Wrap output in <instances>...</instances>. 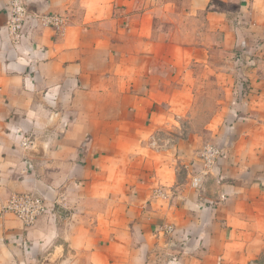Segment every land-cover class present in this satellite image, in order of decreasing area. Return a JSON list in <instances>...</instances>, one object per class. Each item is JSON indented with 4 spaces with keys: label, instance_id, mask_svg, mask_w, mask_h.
Masks as SVG:
<instances>
[{
    "label": "crops",
    "instance_id": "crops-1",
    "mask_svg": "<svg viewBox=\"0 0 264 264\" xmlns=\"http://www.w3.org/2000/svg\"><path fill=\"white\" fill-rule=\"evenodd\" d=\"M24 2L15 41L0 0V208L46 210L0 214V264H264V0Z\"/></svg>",
    "mask_w": 264,
    "mask_h": 264
},
{
    "label": "built area",
    "instance_id": "built-area-1",
    "mask_svg": "<svg viewBox=\"0 0 264 264\" xmlns=\"http://www.w3.org/2000/svg\"><path fill=\"white\" fill-rule=\"evenodd\" d=\"M8 18L6 30L16 41L20 37L28 9L24 0H7ZM44 24L59 29L65 23V17L61 14H45L41 17ZM26 144V143H25ZM221 150L213 145H205L200 156L206 167L213 165L220 156ZM197 179H194L196 183ZM46 210L44 200L34 194L22 192L10 195L1 205L0 214H11L22 223L29 226L34 223L38 216Z\"/></svg>",
    "mask_w": 264,
    "mask_h": 264
},
{
    "label": "rangeland",
    "instance_id": "rangeland-1",
    "mask_svg": "<svg viewBox=\"0 0 264 264\" xmlns=\"http://www.w3.org/2000/svg\"><path fill=\"white\" fill-rule=\"evenodd\" d=\"M200 104L203 105L204 107H207L208 109L212 106L213 103H211V101H206V100H202L200 101Z\"/></svg>",
    "mask_w": 264,
    "mask_h": 264
}]
</instances>
